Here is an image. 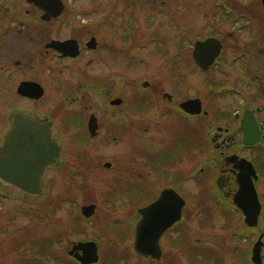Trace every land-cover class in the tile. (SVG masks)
Listing matches in <instances>:
<instances>
[{
  "label": "rangeland",
  "instance_id": "1",
  "mask_svg": "<svg viewBox=\"0 0 264 264\" xmlns=\"http://www.w3.org/2000/svg\"><path fill=\"white\" fill-rule=\"evenodd\" d=\"M63 1L66 10L64 17L57 24V36L78 38L83 43L95 37L98 42L96 50L83 53L76 60L57 64L45 61L47 65L42 66L39 74L35 72L30 74L40 77L48 91V97L39 103L25 101L13 102L7 106L0 104V114L17 109L35 112L41 116H55L56 113H61L62 121L65 123L67 106L72 97L86 96L90 91H98L99 88L103 92L102 96L111 95L114 99L135 96L134 92L146 96L148 90L142 87L145 82H165V92L178 100L200 98L204 108L213 111L210 117L202 116L199 121L196 120L190 125L183 123L179 130L175 128L169 131L167 139L169 149L185 150L183 165H177L176 169L184 170L185 183L181 185V189L187 204L184 209L185 222L180 229L183 232L180 243L176 233L170 234L164 244L165 259L155 264H253L251 261L253 246L260 234L264 233V140L261 147V186L257 184L261 188L262 214L259 225L250 228L232 200L225 197L219 199L210 193L212 190L209 188V182L214 184L220 174V164L224 162L222 149L216 151L215 148V143L222 144L221 139L212 143L210 138L218 132L217 126L226 124V114L233 111L236 102L241 98L230 95L217 97L214 92L210 95L208 84L213 77L221 75H225L220 78L224 84L241 80L237 77V71L240 69L239 66L246 65L247 61L249 72L253 75L261 72V107L264 108L262 5L257 4L258 0ZM218 4L234 8L235 13L232 17L239 16V13L250 15L247 14L246 18L237 21L226 19L225 12L217 8ZM237 8L239 9L236 10ZM101 23L108 24L105 30L99 28ZM124 27H128L129 30L124 31ZM132 27L133 32H137V38L140 36L143 39L140 42H148L147 39L152 35V43L142 47L137 45L138 42H135L136 45L132 44L133 39L129 40L125 36ZM261 33V40L252 45V41L258 40L256 38ZM210 35L220 38L224 43L225 56L221 64L223 71L227 67L225 73H220L218 69L202 72L192 59L194 44ZM105 41H108L106 49L103 46ZM179 50H182V59L178 64L180 71L177 63L173 62ZM242 51H245L244 59L235 60L236 56L243 53ZM26 73L28 75V72ZM181 79L184 84L180 83ZM177 82L180 83L179 86L176 85ZM65 84L68 88L65 91L56 89ZM64 98L66 100L62 101ZM140 99L138 105H141V108L135 115L138 122L134 132L137 131L135 136L138 140L137 150L143 147L144 155L137 159L136 169L142 171L141 178L145 180L148 170L146 146L149 144V136L143 128L146 126L147 118H152L151 114L157 108L146 106L144 98ZM57 103H62L64 110H60L59 106H56ZM250 106L256 108L257 104ZM106 113L111 124L115 118L121 117L117 109L106 110ZM261 119L264 121V115H261ZM197 129L201 130L199 146L202 168L210 170L206 162H215L218 165L217 170L202 176L207 177V181H202V185H198L197 181L191 178L196 174L198 164H195L193 156L188 154V150L193 152L197 144L194 136ZM59 135L64 153L58 166L46 171V177L57 178L47 193L40 198H18L16 194H11L4 186H0V222L7 214L9 221L13 220L10 221L11 224L17 231H21L25 240L20 253L16 251L10 253V245H6L5 249L0 242V264H75L68 258V251L73 242L83 240L97 243L100 255L98 264H146L145 260H140L135 255L133 241L127 236V225L124 228V224L132 217L124 209L128 200L118 196L120 193L124 194L119 190L120 186L115 188L118 177L114 175L112 169L105 167L106 162L119 160V154L127 150V143L123 142L125 138L121 137V133L112 131L95 140L84 139L86 142L80 144H86L85 148L89 151L86 155H78L77 161L76 158L73 159L75 166L71 167L65 162L68 152L66 147H70L67 146L68 136L61 132ZM174 135L176 139H173ZM80 144L75 145L77 150L84 148ZM157 149L151 145V150ZM251 153L244 154L252 157ZM93 163L96 167L88 169ZM133 176L131 173L130 177ZM48 178L47 181H50ZM135 180L134 178L132 181H123L122 184L124 189L125 184H128L130 190L139 194L140 190L134 188ZM117 196L118 199L115 200ZM137 196L136 203L131 205L132 209L147 202L145 197ZM217 200L219 202L222 200L223 203H220L222 206ZM92 203L97 205V212L86 219L81 214V208ZM29 230H33L34 234L37 233L42 239L37 240L35 246L32 235L27 237ZM262 255L264 264V247Z\"/></svg>",
  "mask_w": 264,
  "mask_h": 264
},
{
  "label": "flooded vegetation",
  "instance_id": "2",
  "mask_svg": "<svg viewBox=\"0 0 264 264\" xmlns=\"http://www.w3.org/2000/svg\"><path fill=\"white\" fill-rule=\"evenodd\" d=\"M35 1H37L38 4ZM35 1L0 0L1 105L7 106V104L13 102L22 103L28 101L32 103H39L44 101L48 97V91L45 85L41 82L40 77L38 75H31L30 73L34 74L35 72L36 74H39L45 65V61H53V63L57 64L58 62L76 60L83 53H89L91 51L96 50L98 45V42L96 40L95 47H89V43L91 42L92 38L95 37H91L90 41L83 43L78 38H60V36H57V24L64 17L63 14L66 10V4L63 0L62 2L64 3V9L61 15L58 17L53 15V12L57 7L58 0H48V2L45 1V3H41L40 0ZM258 3L260 5H263L261 0H258L257 4ZM46 4L51 8V11L50 9H45L43 7V5ZM253 4L254 3H252V5ZM219 7L226 14L229 6L220 4L218 8ZM238 9L239 8H237L236 10ZM231 11L232 14L235 13L234 8H232ZM240 15L241 17L227 16L226 19L230 18L233 21H237L241 18H246V13H241ZM107 25V23H101L99 28H101V30H105L107 28ZM123 30L128 31L129 28L124 27ZM132 32L133 27L130 32H126L125 34V36L129 40L133 39L134 42H131L132 44L134 43V45H136L135 42H138L137 45L142 47L146 46L147 43H152V35L151 37H149L150 39H147L148 42H140L143 39L140 36L137 38V32ZM208 38H215L221 43L222 47L220 55L215 60L214 64L207 70H203L198 65H195L202 72H211L214 69H218L220 73H225L227 67H225L223 71V65L221 64L222 59L225 56L224 43L220 38L211 35L208 36L206 39L202 40L205 41ZM106 39L108 40V38ZM256 39L258 40H253L252 45L256 44L257 41L259 42L261 40V34H258ZM71 40L77 42L78 48L73 47L79 51V54L77 56L72 55L76 52V50H68L67 55H62L61 53H59L60 51H58L53 45L55 42H66ZM103 46L105 49L108 48V41H105L103 43ZM181 52L182 50H179L177 56H175L173 59V62L177 63V65L180 64L179 61L182 59ZM242 52L243 53H240L238 56H236L235 60L244 59L245 51ZM245 62L246 65L243 64L239 66L240 69L237 71V77L241 80H235L230 84H224L221 83L220 78H223L225 75H221L216 76V78L213 77L211 79V82H209L208 84L210 88V95H212L211 93L214 92L215 96L217 97L223 95H230L241 98L240 101L236 102V106L234 107L233 111H230L228 114H226V124H224L225 126H217L216 130L218 132L210 138L212 143L216 142L218 139H221L222 144L215 143V148L216 151L222 149L221 155L224 160L223 164H220V174L215 179L214 184L209 182V188L212 190L210 193L213 197H218L219 199H221V197H225L227 199L232 200V202L233 195L238 191V184L236 180L237 171L236 169H234V164L232 163L228 165L227 163V158L231 156L246 158L247 160L253 163L258 175V178L255 179V187L257 189L259 197H261V133L264 134V121L261 119V115H264V108L261 107V72L257 75H253L248 70L249 62ZM179 67L180 65H178V70L180 71ZM50 71L56 73L55 70L53 71L52 69H50ZM26 72H28V75ZM180 81L181 84L185 83L184 81H182V79ZM24 83L38 85L39 88H41L43 91L42 95L40 97H35L39 94V92L37 91L35 86H32L30 84L29 86H26L25 89H21V86ZM180 83L177 82L176 85L179 86ZM164 84L165 82L163 81L153 83L145 82L144 84H142V87L145 88V90H148V94L146 96H140L139 93L134 92L133 94H135V96H131L125 99H114L111 97V95L106 97L102 96L103 92L100 90V88L98 91L89 90L90 93H88L86 96L72 97L70 99L72 101H70L67 106L68 112H66L67 120L65 123H63L62 121L63 114L61 113H56L55 116H41L35 112L32 113L30 111H22L17 109L9 113L0 114V148L4 147L9 139L10 133L13 129V118L14 115L17 113H28L42 120H50L52 139L61 148V154L58 162L53 165H48L45 168V171L40 179V184L44 190L42 195H27L11 187L9 184L3 182L1 179L0 186H4V188L10 191L11 194H16L18 198H40L48 192V190L50 189V185L51 188L53 187L52 184H54L57 180L56 177H46V171L51 167L53 168L58 166L59 161L62 159L64 147L62 139L59 135L60 132L68 136L67 146L70 145V147H66V151L68 152L66 153L65 162H67L71 167L75 166L73 163V159L76 158L77 161L78 155H86V153L89 151L88 148H85L86 144H80L81 142H86V140L98 139V137H102L106 132H119L121 133V137L125 138L123 142L127 143V150L119 154V160L115 162H106L105 167L110 170L112 169L114 175L118 177L115 188H118L120 186L119 190L124 193H120L118 196H121L122 198L128 200V204H125L124 209L128 214L132 216V219L130 218L128 220L129 222L127 224H124V228L127 225V236L132 239L134 248L137 235V226L142 219V216L139 213V210L141 208L150 206L151 204L156 202L160 198L162 192L167 189H173L179 196H181V198L186 200L183 197V192L181 189V185L185 183V177L183 176L184 170L183 168L176 169L177 165H183L185 150L180 148L169 149V146H167V139L170 133L169 131L175 130V128L176 130H179L181 124L183 123H188L190 125L196 120L199 121L202 116L210 117L211 113L213 112H211V110L208 108H204L203 101L200 98L194 97L187 98L185 100L176 99L170 93L165 92ZM227 87L228 90H226ZM56 89H62V91H65L68 88L65 84L61 85V88L56 87ZM90 89H92V87H90ZM142 97L145 100L146 106L151 108H157L152 112V118H147L146 126L143 128V131L147 132V135L149 136V144H147L146 146V153L148 156V162L146 163V165L148 170L146 171L147 178L145 180L141 178L143 174L142 171H138L136 169L137 159L143 157L144 154L142 151L144 150L143 147L137 150L138 140L137 138L135 139L137 131L134 132V129L138 122V118L135 115L138 114V109L141 108V105H138V101H141L140 98ZM66 98H64L62 101L66 100ZM193 99L201 100L202 111L200 114H190L182 108L183 103ZM62 103L56 104V106H59L60 110H64ZM251 104H257L256 108H251ZM109 109H117L118 112H120L121 114V117L115 118L112 124L111 121L108 119V113H106V110ZM229 115H231V117H229ZM245 120H247L245 123L246 125H243ZM252 122L255 123V125L257 126L256 130L258 131L259 135V142L255 146L246 145L245 143V135H252L255 133V129L253 127L254 125ZM194 136L197 144L194 146L193 152H190L188 150V154H191L193 156L195 164H198L196 174L191 178L197 181L199 185L202 183V181H207V177L202 178V176L209 175L210 172L217 170L216 168L218 165L215 164V162H206V165L210 168V170L202 168L201 149L199 146L201 130L197 129L194 132ZM84 139L86 140L84 141ZM173 139H176V135L173 136ZM78 144L82 145L84 148L77 150L78 148L75 145ZM151 145L155 148H158L157 151L151 150ZM245 152H252V157L246 156L244 154ZM95 167L96 165L93 163L88 169H94ZM131 173L134 174L133 177H130ZM47 178L50 181H47ZM134 178L136 179L134 181L136 183L134 188L136 190H140V192H138L139 194H135L132 190H130V188L127 187L128 184H125L126 188L124 189L122 184L123 181H132ZM67 179L70 180L69 178ZM164 182L166 184H163ZM258 183L260 186L257 185ZM137 195L145 197L147 202L143 206H140L138 208L134 207V209H132L131 205L136 203L135 200L136 197H138ZM118 196L115 197V200L118 199ZM217 201L219 204L222 202V200H220L221 202H219V200ZM84 206H82L81 212ZM184 209L182 210L181 219L175 222L170 228H168L160 238L159 245L162 250V257L158 260H154L151 257H143L135 254L137 257H139L140 260H145L146 264H155V262H160L161 260H164V244L166 238L170 234L176 233V236H178V243H180V240L183 237V232L180 231V229L182 228L183 223L185 222ZM163 215L164 212H162L161 214H157L155 215V217L150 219V221L155 222V219L159 221L160 219H162L161 217ZM4 216L5 219L1 220L0 222L1 245H4L5 249L6 245H10V253L13 251L20 253L23 249L25 241L22 236V233L20 230L17 231L15 226L11 224L10 221L13 220L10 219L9 221V216L7 214H5ZM31 235L33 237L34 246L37 245V240H42L40 238V235H37V233L34 234L33 230H29V232L27 233V237H30ZM88 241L83 240L73 242L72 247L69 251H72L77 244ZM175 245H177V243H175ZM77 253L81 254L80 251H75L72 257V261L75 264H82L75 259V255ZM11 259L13 260V255L11 256Z\"/></svg>",
  "mask_w": 264,
  "mask_h": 264
},
{
  "label": "water",
  "instance_id": "3",
  "mask_svg": "<svg viewBox=\"0 0 264 264\" xmlns=\"http://www.w3.org/2000/svg\"><path fill=\"white\" fill-rule=\"evenodd\" d=\"M45 1L48 2V0H40L41 3H45ZM35 2L38 4L37 1ZM262 3L264 6V0H262ZM43 7L51 11L47 4ZM63 9V2L58 0L53 15L60 16ZM95 44L96 39L92 38L89 47L94 48ZM53 45L58 51L67 54L68 50H76L77 42L71 40L55 42ZM221 47V43L215 38L198 41L195 43L192 55L197 65L203 70H207L220 54ZM77 53L78 50L73 55ZM29 84L35 86L39 92L35 97H40L43 93L42 89L38 85ZM29 84H22L21 89H25ZM182 108L192 114L200 113L202 110L201 101L199 99L187 101L182 104ZM253 125L255 133L245 135V142L250 145H254L259 141L257 126L255 123ZM60 154L61 148L51 136L50 120H42L28 113H17L13 118V129L9 139L6 145L0 148V179L27 195H41L43 188L40 179L45 168L56 163ZM227 163L228 165L233 163L234 169L237 171L238 191L233 195V201L245 216L246 224L249 227H256L259 224L262 205L254 183V180L258 178L255 168L250 161L238 156L227 158ZM185 204V200L173 189H167L162 192L156 202L139 210L142 219L137 226L134 245V251L137 255L152 257L153 259L161 258L160 238L168 228L181 219ZM96 208V204H91L84 206L82 212L86 217H91L95 214ZM162 212H164L162 219L159 221L155 219V222L150 221L155 215ZM262 239L263 235L253 248L252 261L255 264L263 263L262 248L264 242ZM75 251H82V254L77 253L75 257L83 264H93L99 260L98 246L93 241L77 244L70 251V255H74Z\"/></svg>",
  "mask_w": 264,
  "mask_h": 264
},
{
  "label": "trees",
  "instance_id": "4",
  "mask_svg": "<svg viewBox=\"0 0 264 264\" xmlns=\"http://www.w3.org/2000/svg\"><path fill=\"white\" fill-rule=\"evenodd\" d=\"M264 32V31H263ZM261 36H262V33H261Z\"/></svg>",
  "mask_w": 264,
  "mask_h": 264
}]
</instances>
